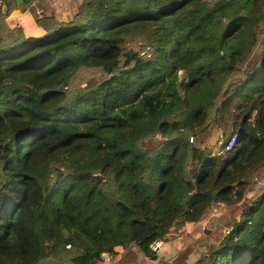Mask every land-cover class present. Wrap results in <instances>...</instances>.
Segmentation results:
<instances>
[{
	"label": "trees",
	"instance_id": "trees-1",
	"mask_svg": "<svg viewBox=\"0 0 264 264\" xmlns=\"http://www.w3.org/2000/svg\"><path fill=\"white\" fill-rule=\"evenodd\" d=\"M39 21L33 40L0 26V264L131 245L153 259V241L244 194L264 164V0H83ZM227 116L213 152L201 137ZM258 192L196 264H264Z\"/></svg>",
	"mask_w": 264,
	"mask_h": 264
},
{
	"label": "rangeland",
	"instance_id": "rangeland-1",
	"mask_svg": "<svg viewBox=\"0 0 264 264\" xmlns=\"http://www.w3.org/2000/svg\"><path fill=\"white\" fill-rule=\"evenodd\" d=\"M134 46H138V41H130ZM131 46V45H129ZM260 51V47L255 48V53ZM91 72L77 73L69 82L68 91L71 94L76 93L80 87H83L87 83L94 81H88V76L96 77V70L92 69ZM183 77V73L180 72V80ZM213 124V123H212ZM211 124V125H212ZM230 116L224 117L219 125H212L208 128V131L203 134L201 141L203 145L209 144L212 146V150L217 151L220 143L224 141L231 131L230 129ZM209 140H203L205 138ZM158 138V137H157ZM189 141L195 142V137L191 136L188 138ZM218 139L222 141L217 142ZM215 141V142H214ZM252 182L246 186L244 194L235 199L230 203L214 204L206 210L201 219L184 228H178L173 230L170 237L173 238L174 242L180 240L182 242L180 251L181 257H202L204 253H210L216 251L218 248V242L221 241L226 232L230 230L229 224L231 221L238 217L246 204H250L251 201L256 197L261 189L264 188V164L254 169L252 173ZM179 243V242H178ZM203 253V254H202ZM180 257V256H179ZM197 263V262H196Z\"/></svg>",
	"mask_w": 264,
	"mask_h": 264
},
{
	"label": "crops",
	"instance_id": "crops-1",
	"mask_svg": "<svg viewBox=\"0 0 264 264\" xmlns=\"http://www.w3.org/2000/svg\"><path fill=\"white\" fill-rule=\"evenodd\" d=\"M83 0H8L2 3L3 13L0 14V26L8 30L21 29L26 39L33 40L46 34L44 21L55 20L66 22L71 20L79 11ZM46 19V20H45ZM4 31V30H3ZM169 233L161 240L160 248L155 251L156 257L149 258L141 253L137 247L131 245L118 247L115 255L102 260L100 264H193L200 259L195 257H181L182 242H174ZM203 254V253H202ZM180 256V257H179Z\"/></svg>",
	"mask_w": 264,
	"mask_h": 264
},
{
	"label": "built area",
	"instance_id": "built-area-1",
	"mask_svg": "<svg viewBox=\"0 0 264 264\" xmlns=\"http://www.w3.org/2000/svg\"><path fill=\"white\" fill-rule=\"evenodd\" d=\"M2 3H3V0H0V5ZM236 141H237V136H236V134H234L233 136H231L228 139L227 144H226V146L224 148V151H231V150H233L235 148ZM161 243H162L161 240H155V241H153V243L150 245V249L152 251H157L160 248ZM66 247L68 248V247H70V245H66ZM109 255L110 254L108 252H104V253L101 254L99 261L94 262V263L87 262L85 264H100L102 260L108 259L109 258ZM193 264H196V263H193Z\"/></svg>",
	"mask_w": 264,
	"mask_h": 264
},
{
	"label": "water",
	"instance_id": "water-1",
	"mask_svg": "<svg viewBox=\"0 0 264 264\" xmlns=\"http://www.w3.org/2000/svg\"><path fill=\"white\" fill-rule=\"evenodd\" d=\"M17 1H20V0H17Z\"/></svg>",
	"mask_w": 264,
	"mask_h": 264
}]
</instances>
